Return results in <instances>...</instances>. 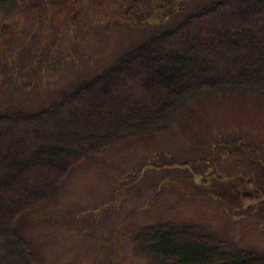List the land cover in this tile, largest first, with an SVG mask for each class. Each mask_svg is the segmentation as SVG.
<instances>
[{"label": "rangeland", "instance_id": "374dc122", "mask_svg": "<svg viewBox=\"0 0 264 264\" xmlns=\"http://www.w3.org/2000/svg\"><path fill=\"white\" fill-rule=\"evenodd\" d=\"M48 1L45 8L39 2L38 10L35 0H10L0 9V115L47 109L217 0H68L59 7L57 0ZM263 8L264 0H243L226 14L254 9L260 16ZM108 25L114 29L106 30ZM243 49L225 48L227 57ZM131 67L130 80L120 74L98 87L101 95L116 98L122 114L132 112V99L147 101L136 88L164 83L169 72L158 67L138 73ZM118 82L125 89L118 91ZM73 101L78 110L81 100ZM88 115L89 123L81 124L86 140L76 138L75 145L92 139L91 129L98 139L106 133L103 117L99 122L95 113ZM9 153L12 147L6 145L0 158ZM34 156L41 157V151ZM248 156L264 165V96L243 89L206 92L77 165L47 200L20 216L17 231L37 264H157L138 237L151 226L186 224L264 256V206L259 205L264 178H257L260 171ZM240 176L254 181L260 200L226 201L233 197L226 181ZM0 200L5 213L18 203L13 197Z\"/></svg>", "mask_w": 264, "mask_h": 264}, {"label": "trees", "instance_id": "16d2710c", "mask_svg": "<svg viewBox=\"0 0 264 264\" xmlns=\"http://www.w3.org/2000/svg\"><path fill=\"white\" fill-rule=\"evenodd\" d=\"M9 1L0 0V9L6 8ZM240 1L243 0H217L149 39L124 55L116 65L37 114L0 115V130L9 131L0 135V152L6 145L12 147L13 152L0 158V198L13 197L18 201L5 213L0 200V224L3 226L0 229V264H37L28 243L18 234L17 221L47 200L80 163L90 161L115 143L164 119L191 97L229 89H243L264 96V8L260 16L254 9L242 15L226 14L228 8ZM257 20L263 25H256ZM205 32L209 33L208 37L200 43ZM231 45L244 49L227 57L225 48ZM144 61L148 64L144 65ZM130 66L138 73L154 72L158 67L169 72L164 83L158 81L148 89L143 85L134 86L147 101L137 102L131 98L135 103L132 112L122 114L116 108V98L101 95L98 87L120 74L130 80L127 73ZM115 85L118 91L123 87L119 82ZM75 99L81 100L78 110L72 105ZM90 112L96 114L94 120L103 117L99 122L106 133L98 139L91 129L93 138L84 146L75 145L76 138L86 140L87 133L83 132L81 124L83 121L89 123ZM50 135L55 137L50 138ZM38 149L42 156L34 160ZM50 158L61 165L55 166ZM251 163L256 173L261 172L257 178H264L261 161L251 158ZM10 178L13 182L8 186ZM251 181L242 177L226 181L233 195L226 201L241 205L243 200H260ZM260 192L263 194L262 190ZM259 205L264 206V201ZM137 240L146 249L142 251L157 264H264L263 255L240 250L194 224L151 226Z\"/></svg>", "mask_w": 264, "mask_h": 264}, {"label": "flooded vegetation", "instance_id": "af4514ba", "mask_svg": "<svg viewBox=\"0 0 264 264\" xmlns=\"http://www.w3.org/2000/svg\"><path fill=\"white\" fill-rule=\"evenodd\" d=\"M52 1H54V0H52ZM67 1H68V0H57V1H56V5H57L58 7H59V6H63V5H65L66 3H68ZM39 2H40V4H41V6L44 5V8L47 7V6H49V4H50L48 0H35V7L37 8V10H38L37 4H38V6H39ZM94 3H95V1H93L92 4H94ZM128 7L131 8V6H130L129 4H128ZM43 11H44V9H41V10H40V13H42ZM38 12H39V11H38ZM94 15H95V13H94ZM75 17H76V15L73 14V15H72V19H76ZM104 17H105V15H104ZM115 21H117V20H115ZM118 23H119V22H118ZM118 23H117V24H118ZM113 27H114L113 25H108V26L105 27V28H106V30L109 29V28H110V30H111V29H114ZM95 41H96V39H94L93 43H94Z\"/></svg>", "mask_w": 264, "mask_h": 264}]
</instances>
